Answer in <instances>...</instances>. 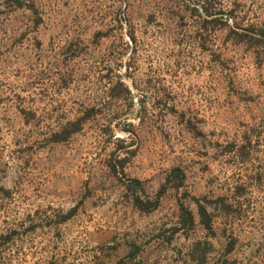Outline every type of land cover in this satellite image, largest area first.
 I'll return each instance as SVG.
<instances>
[{
	"label": "rangeland",
	"instance_id": "obj_1",
	"mask_svg": "<svg viewBox=\"0 0 264 264\" xmlns=\"http://www.w3.org/2000/svg\"><path fill=\"white\" fill-rule=\"evenodd\" d=\"M257 30L264 0H0V264H264Z\"/></svg>",
	"mask_w": 264,
	"mask_h": 264
},
{
	"label": "trees",
	"instance_id": "obj_2",
	"mask_svg": "<svg viewBox=\"0 0 264 264\" xmlns=\"http://www.w3.org/2000/svg\"><path fill=\"white\" fill-rule=\"evenodd\" d=\"M16 1H18V0H16ZM242 31L243 32H241L240 34H242V33L247 34L249 32L247 29H242ZM254 33L257 34L258 36H261V37L264 36V30H261V31L257 30ZM180 211H181L180 217L182 215L185 216L184 223H187V222H188L187 224H189V223L193 224L194 223V219H193V216L191 214V211L187 210L185 207H182V205H180ZM197 215L199 218V222L201 224H204L207 227V229H210L212 227L211 219H209V216H208L207 212L205 211V207L199 206V209L197 211Z\"/></svg>",
	"mask_w": 264,
	"mask_h": 264
}]
</instances>
